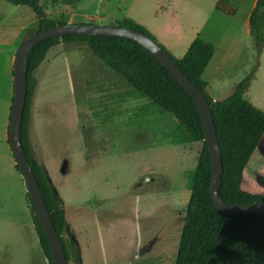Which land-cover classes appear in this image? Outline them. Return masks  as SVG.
<instances>
[{"label":"rangeland","instance_id":"374dc122","mask_svg":"<svg viewBox=\"0 0 264 264\" xmlns=\"http://www.w3.org/2000/svg\"><path fill=\"white\" fill-rule=\"evenodd\" d=\"M257 1L41 4L49 19L68 24L109 26L131 20L175 60L198 38L210 43L216 52L202 80L211 97L226 98L256 69L245 98L264 111V50L257 58L249 27ZM37 33L38 20L30 8L0 0V264H49L9 144L14 96L9 67L21 44ZM35 78L30 146L65 202L67 236L75 240L82 264H175L190 176L203 141L173 143L171 132L179 124L168 114L161 127H145L138 135L132 127L111 125L104 96L112 93L118 78L86 43L62 42L52 48ZM263 177L264 138L244 172L242 189L264 195L258 182Z\"/></svg>","mask_w":264,"mask_h":264},{"label":"trees","instance_id":"16d2710c","mask_svg":"<svg viewBox=\"0 0 264 264\" xmlns=\"http://www.w3.org/2000/svg\"><path fill=\"white\" fill-rule=\"evenodd\" d=\"M5 1L30 8L38 20V33L68 24L49 19L41 0ZM50 1L52 4L60 2L77 5L81 0ZM114 25L136 30L153 38L144 27L131 20H123ZM249 27L256 56L260 59L264 50V0L257 1L249 17ZM62 42L88 44L101 61L127 80L138 93L151 99L167 114L174 116L179 122L174 134V143L185 146L203 141L195 169L190 176L191 196L175 264H264V214L232 216L220 212L214 204L211 194L212 159L195 101L171 73L140 45L121 38L82 36L50 39L31 51L27 67L28 93L21 129L22 146L40 184L68 263L82 264V258L75 240L67 236L70 224L64 209L65 202L45 166L34 157L29 136L37 85L35 73L46 60L49 51ZM215 52L212 44L198 38L181 60H174L184 74L198 86L210 104L223 159L224 172L220 188L222 199L229 204L242 206L264 203V195L251 194L242 189L244 172L264 138V111L245 98L257 70L247 74L229 96L214 100L208 92V84L202 77ZM183 138L185 144H182ZM16 170L21 173L17 164ZM258 182L264 187V177ZM27 196L30 200L29 194ZM31 210L40 246L49 264H52L49 244L33 206Z\"/></svg>","mask_w":264,"mask_h":264},{"label":"water","instance_id":"95a60500","mask_svg":"<svg viewBox=\"0 0 264 264\" xmlns=\"http://www.w3.org/2000/svg\"><path fill=\"white\" fill-rule=\"evenodd\" d=\"M67 36L121 38L129 40L140 45L158 62H160L195 101L199 110L203 124L205 142L212 159L213 175L211 194L216 208L220 212L232 216L264 214V203L242 206L229 204L222 199L220 188L224 172L223 159L210 104L198 86L184 74L174 58H172V56H170V54L156 40L142 32L115 25H59L31 36L19 47L14 60L15 96L9 123L10 148L14 155L15 162L21 170L31 204L49 244L52 264L69 263L66 258L61 238L46 206L36 174L22 146L21 129L28 93L27 67L29 55L35 47L43 42L50 39H62Z\"/></svg>","mask_w":264,"mask_h":264},{"label":"crops","instance_id":"0c3cea01","mask_svg":"<svg viewBox=\"0 0 264 264\" xmlns=\"http://www.w3.org/2000/svg\"><path fill=\"white\" fill-rule=\"evenodd\" d=\"M14 60L15 58H13L11 65L9 67V72L12 81V88H11L12 96L13 95L15 96ZM107 67L118 78L114 82V85H112L113 88L112 93L109 96L106 95L104 96L105 100H107V102L109 103V105H107L106 111L110 110L111 125L115 126L117 129L118 128L121 129L123 125L127 126L126 129L132 127L134 128L135 135H138L139 131L145 127H148L149 129L151 126H153V128H157L158 126L161 127V119L163 120V116L165 117L167 113L164 110H162L151 99L138 93L127 82V80H125L122 76H120L118 73L113 71L109 66ZM138 122L140 123V125H138L139 124ZM165 122L166 121H163V123ZM177 128L173 132H171L173 143H174V134ZM161 129L162 128H160V130Z\"/></svg>","mask_w":264,"mask_h":264}]
</instances>
